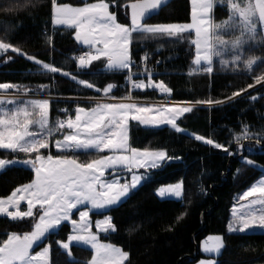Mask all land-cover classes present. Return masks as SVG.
Listing matches in <instances>:
<instances>
[{
	"label": "trees",
	"instance_id": "obj_1",
	"mask_svg": "<svg viewBox=\"0 0 264 264\" xmlns=\"http://www.w3.org/2000/svg\"><path fill=\"white\" fill-rule=\"evenodd\" d=\"M75 7L96 0H57ZM110 10L120 23L130 24V4L136 0H109ZM14 0H0V40L21 49L25 55L8 51L0 56V83L20 85L21 90L34 96L55 98H109L130 94L133 99L160 100L154 89H134L129 92L122 85L125 72L105 70L106 64L94 61L87 69H81L76 56L86 48L74 38V32L52 25V0H33L27 10L6 12ZM227 5H215L214 20H227ZM148 25L190 23V0H167L143 21ZM260 33V31H257ZM193 33L177 36L152 33H133L132 53L135 64L145 56L160 58L161 75L155 81H163L172 91V100L188 102L193 111L177 120V124L189 134L178 133L170 127L145 128L136 122L129 125V143L144 150H163L170 157L159 168L149 172L148 179L125 202L111 209L115 231L104 240L121 247L128 253L125 264H196L208 257L199 252L200 243L211 235L222 236L224 248L216 258L217 264H264V234L228 232L232 209L241 202V194L264 176V84H255L254 77L264 73L261 60L249 70L243 63L227 66L214 61L212 73L195 74V45ZM244 56L264 59V40L260 36L248 42ZM41 61L28 60L27 56ZM11 57V59H9ZM43 63L60 68L62 74L42 69ZM68 72L69 75H63ZM75 76L76 80L72 77ZM85 80L94 84L89 89L78 83ZM108 83L116 85L105 96L103 88ZM254 85L249 88L248 85ZM42 85L47 87L42 88ZM101 88L97 93L95 88ZM240 92L239 96L233 93ZM257 99L252 100L251 97ZM232 97V99H229ZM212 100L211 105L196 103ZM221 101V103H215ZM52 117L62 106H94L85 102L54 101ZM248 129V139L236 143L235 137ZM196 135L223 145L216 148L195 139ZM242 145V146H241ZM224 148L228 151L225 152ZM48 150H42L47 152ZM53 154L57 152L51 148ZM231 153V154H230ZM72 155V153H68ZM87 160L95 152L75 153ZM24 153L0 150V159H25ZM251 159L254 163H246ZM34 179L31 169L10 167L0 173V198H7L17 187ZM182 182L183 199H160L156 189L163 185ZM199 186L200 191H197ZM203 186L204 191H201ZM178 219V217H181ZM35 215L21 220L0 217V243L10 234L23 235L33 230ZM70 234L67 224L51 234L42 246L51 247V264H89L92 252L73 246L71 256L58 247ZM198 250V253H197ZM197 253V260L190 258ZM211 258V257H210Z\"/></svg>",
	"mask_w": 264,
	"mask_h": 264
},
{
	"label": "snow or ice",
	"instance_id": "obj_2",
	"mask_svg": "<svg viewBox=\"0 0 264 264\" xmlns=\"http://www.w3.org/2000/svg\"><path fill=\"white\" fill-rule=\"evenodd\" d=\"M165 2L166 0H136L130 4V24H125L118 22L115 12L110 11L109 0H96L79 7L52 0L54 24L75 28V40L89 49L77 58L81 69H87L94 61L103 60L107 69L125 72L126 80L134 89L153 88L162 94L171 93V89L163 81L152 79L150 71L147 72V83L144 79H133V33L177 36L194 30L195 39L191 41L195 45L193 63L199 66L203 62L206 65L203 70L209 74L213 72V56H221L226 50L230 51L231 60L222 59L221 64L224 66H239L243 63L245 68L251 70L257 60L264 64V59L256 56L245 57L243 52L244 45L250 40H256L258 35L264 40V30L257 32L258 25H264V0H255L254 3L253 0H248L244 6L235 0H227L233 19L222 24H214L210 19L217 0H192V4L197 6L192 11V23L148 25L143 22L146 13L159 9ZM219 2L223 5L225 0ZM32 4L33 0H14L13 5L5 11L18 13L27 10ZM234 17H239V21ZM225 27L239 29L240 35L229 41L215 34L217 29ZM9 49L25 55L21 49L0 40V54L7 53ZM27 59L35 60V57L28 55ZM35 62L41 64L39 60ZM42 68L49 73L61 71L50 63H43ZM63 75L68 76L69 73L64 72ZM72 79L76 80V77L73 76ZM254 79L255 84H264V73L256 75ZM78 83L89 89L94 88L93 83L85 80H79ZM253 86L248 85L249 88ZM19 87L17 84L0 83V90L5 92ZM114 87L116 85L108 83L103 88L105 96ZM95 91L99 93L101 88L96 87ZM239 95L240 92L233 93V96ZM109 98L118 102H97L91 108L77 107L74 118L69 116L67 119H57L53 127L49 126V99H32L18 104L16 98H0V105H16L11 110L0 109V149L24 153L26 158L20 163L34 173V179L30 183L17 187L6 199H0V214L13 220L31 218L34 215L36 217L33 230L23 235L13 233L0 243V264H48L50 246L36 254L32 253L33 246L64 222L70 224L72 234L68 236V242H59V246L69 256L70 244L75 241L94 250L91 264H123L128 259L127 252L100 242L98 234L92 231L90 213H107L111 206L120 204L121 198L126 197L130 189L141 183L142 177L136 170L159 168L162 161L178 159L168 156L163 150L149 151L131 146L128 135L129 120L153 126L166 124L176 132H182L177 120L184 114L191 113L194 105L185 102L174 106H142L131 102L133 97L130 94L123 97L113 95ZM251 99L255 100L257 97L252 96ZM196 103L211 105L213 101ZM33 125L38 126L39 130H31ZM64 129L69 131L63 132ZM56 132H61L62 138L50 140ZM248 138V129L245 127L243 135H237L235 140L239 144L241 140ZM195 139L216 148L223 147L200 135H196ZM53 146L57 154L52 153ZM81 150L108 154H90L87 160L82 161L75 154ZM224 151L227 152L228 149L224 148ZM14 163L0 159V169ZM246 163L251 165L254 162L248 159ZM106 173L112 178H106ZM124 173H131L130 180L123 176ZM122 178L125 179L124 183H121ZM182 191V182H178L160 187L158 195L179 198ZM201 191H204L203 186ZM253 196L257 198L242 205L246 211L233 208L232 219L228 225L229 232L243 233L254 226L264 229V179L250 186L242 199L248 200ZM21 201H26V211L19 210ZM10 208L16 211H9ZM34 209H37L35 213ZM74 213L78 219L74 218ZM180 218L182 216L178 217ZM94 226L101 233L115 231L112 217L107 214L97 219ZM222 247V238L219 236L209 237L203 242V251L206 253H219ZM199 264H214V261L201 260Z\"/></svg>",
	"mask_w": 264,
	"mask_h": 264
},
{
	"label": "rangeland",
	"instance_id": "obj_3",
	"mask_svg": "<svg viewBox=\"0 0 264 264\" xmlns=\"http://www.w3.org/2000/svg\"><path fill=\"white\" fill-rule=\"evenodd\" d=\"M235 2L236 3H239L238 2V0H235ZM241 4V3H240ZM219 5H221L220 3H219ZM241 6H243L242 4H241ZM75 7V6H74ZM195 7H197L196 5H193L192 4V11H193V8H195ZM111 11V10H110ZM153 11L152 10H150L149 11V13H146V16L148 15V14H151ZM131 14V13H130ZM145 16V17H146ZM210 19H211V21L214 23V24H222L224 21H226V20H223V21H221L220 22V20H214V10L212 11V13H211V17H210ZM230 19H233V17H232V12H231V10H230V8H229V18L227 19V20H230ZM234 19H236L237 21H239V17H234ZM193 22V20L191 19V22L190 23H192ZM52 24H53V26H55L54 28H66V29H69V30H72L73 32H74V38H75V32H76V29L75 28H71V27H68L67 25H56V24H54V16H53V10H52ZM193 33H194V39H195V32H194V30L192 31ZM215 34L216 35H221V36H223V38L224 39H226V40H229V41H231L232 39H235L237 36H239L240 35V31H239V29H236V28H231V27H225V28H221V29H217L216 30V32H215ZM251 41V40H250ZM250 41H248V42H250ZM78 42V41H77ZM79 43V42H78ZM80 44V43H79ZM248 44V43H247ZM247 44H245L244 45V48L247 46ZM82 47H84V48H87L86 46H84V45H82V44H80ZM244 48H243V50H244ZM229 49H230V45H229ZM8 51H11V49H9ZM5 53H3V54H0V56H3ZM213 63H214V61L216 62V61H218V63H221V60L222 59H226V60H231V54H230V51H228V50H226L221 56H213ZM201 65H205L203 62H202V64ZM201 65H199V66H201ZM197 66V65H196ZM43 69V68H42ZM44 70V69H43ZM105 70H106V72L107 71H112V70H109V69H107V66L105 67ZM82 85V84H81ZM82 86H84V85H82ZM147 89H153V88H147ZM145 90V89H144ZM24 94H29V92H27V91H22ZM16 93H20V92H16ZM9 94H14L15 95V90L14 89H10V90H7V92H5V90H0V98H5L6 96H7V98H10V97H8V95ZM22 94V93H21ZM67 99H71V98H67ZM84 99H86V100H84ZM84 99H82L81 101H79L78 99H77V101H79V102H85V103H87V102H89L90 104H93L94 106H95V104L97 103V102H93L92 100H89V99H97V98H84ZM136 100V102H138L140 99H135ZM135 100H133V101H135ZM53 101V100H52ZM155 101H157V100H155ZM92 102V103H91ZM51 103H53V102H51ZM138 105H142V106H147V105H156V106H160V104H139V103H137ZM52 105V104H51ZM13 106L14 105H0V109H2V108H7V109H9V110H11L12 108H13ZM94 106H91V107H94ZM166 106H172V105H166ZM81 107V106H80ZM55 117H53V122H52V127L53 126H55V119H54ZM136 122V123H139L138 121H134V120H129V123L130 122ZM140 124V123H139ZM144 124H142L141 126H143ZM129 126V125H128ZM35 127H37V126H35ZM144 127V126H143ZM155 128H161V127H170V128H172L170 125H166V124H162V125H159V126H154ZM173 129V128H172ZM173 130H175V129H173ZM178 133H182V134H189V132L188 131H186V130H183L182 132H178ZM128 135H129V131H128ZM60 138H62V136H60L59 135V132H56L51 138H50V140H52V141H54L55 139H60ZM203 142V141H202ZM209 145V144H208ZM55 151H56V149H55V147L53 146L52 147ZM0 150H4V149H0ZM5 151H11V150H5ZM149 151H154V150H149ZM156 151H161V150H156ZM89 152H94L93 150H88V151H77L76 153H89ZM69 153H71V152H69ZM100 154V153H99ZM108 153L106 152V153H104V155H107ZM12 161H14L15 163L14 164H9V165H5V167L3 168V169H0V173L1 172H3L4 170H6L7 168H10V167H24V168H28V169H30L29 167H27V166H24V165H22L21 163H20V161H22V160H20V159H15V160H12ZM166 161V160H165ZM165 161H162L161 162V165L165 162ZM160 165V166H161ZM151 170H153V169H148L147 171L145 170V169H139V170H136V172H137V174L138 175H141V177H142V179H141V183L139 184V185H137V187L136 188H133V189H130L129 190V193H128V195L126 196V197H122L121 198V203L120 204H118V205H116V206H111V208L107 211V213L111 210V209H113V208H116V207H118L119 205H121L123 202H125L140 186H142L148 179H150V174H149V172L151 171ZM123 176L124 177H126L127 179H129L130 180V177H131V173H124L123 174ZM106 178H108V179H111L112 177H110V176H108V174L106 173ZM125 182V179L124 178H122L121 179V183H124ZM163 186H167V185H163ZM163 186H160V187H163ZM183 186V185H182ZM160 187H158L157 189H156V194H157V196L160 198V199H167V200H176V201H180V200H182L183 199V195H184V188H183V191H182V195H181V197H179V198H173V197H170V196H164V197H160L159 195H158V192H159V189H160ZM1 199V198H0ZM6 199V198H5ZM240 204V203H239ZM19 210L21 211V212H23V211H26L27 210V203H26V201H21L20 202V205H19ZM244 211L246 210V209H243ZM9 211H16V209H13V208H10L9 209ZM37 211V209H34V213ZM107 213H96V212H91L90 213V220L92 221V223H93V227H92V231H93V233H97L98 234V236H99V240H100V242L101 243H105V244H111V245H113V246H115V247H118V248H120L122 251H124L121 247H119V246H117V245H115V244H113V243H111V242H108V241H106V240H104L103 239V237H106V236H108L109 234H112L114 231H111V230H109V232H107V233H101V232H98V230L95 228V221L97 220V219H101V218H103V215L104 214H107ZM0 217H6V218H9L10 220H13V219H11L10 217H7V216H5V215H3V214H0ZM24 218H28V217H24ZM74 218H76V219H78V216H76L75 215V213H74ZM23 219V218H22ZM16 220H21L20 218H18V219H16ZM64 224H67L68 226H69V228H70V234L69 235H71L72 234V232H71V226H70V224H68L67 222H64V223H62L61 224V226L57 229V230H54V231H52V232H50V233H48V234H46V236L44 237V238H42V241H40V242H38V244H36V245H34L33 246V249H32V253L33 254H36L37 252H39V251H42L45 247H49L50 245L49 244H46V245H44V246H42V244L46 241V239L51 235V234H54V233H57L58 231H59V229L62 227V225H64ZM260 230L261 231H264V229H261L260 228ZM229 232V231H228ZM254 232H257V231H250V232H245L246 234H250V233H254ZM229 233H231V232H229ZM236 233H241V232H239V231H237V232H233V233H231V234H236ZM259 233H263L264 234V232H259ZM11 235V234H10ZM216 236H219V235H211V236H209V237H216ZM208 237V238H209ZM219 237H221L222 238V236H219ZM207 239H205V240H203V242L204 241H206ZM62 242H68V239L66 240V241H62ZM222 243H223V247L220 249V251H219V253H206V252H204L203 251V243H202V251H203V253H205V254H209V256H211V257H214V258H208V259H202V260H212V261H214V264H217V260H216V258L221 254V252H222V250H223V248H224V242H223V238H222ZM73 246H77V247H82V248H85V249H88V250H90L91 252H92V258H91V260L93 259V257H94V250H92L91 248H90V246H87V245H83V244H78L77 242H75V241H73V242H71V244H70V250H71V248L73 247ZM58 247L63 251V252H65V253H67V251L66 250H64V249H62L60 246H59V242H58ZM125 252V251H124ZM69 258L71 259V260H73V257L72 256H69ZM91 260H90V262H89V264H91ZM127 261V260H126ZM126 261H124L123 262V264H125V262ZM201 261V260H200ZM199 261V262H200ZM199 262H197L196 264H199ZM48 264H51V247L49 248V257H48Z\"/></svg>",
	"mask_w": 264,
	"mask_h": 264
},
{
	"label": "built area",
	"instance_id": "obj_4",
	"mask_svg": "<svg viewBox=\"0 0 264 264\" xmlns=\"http://www.w3.org/2000/svg\"><path fill=\"white\" fill-rule=\"evenodd\" d=\"M84 52H86V51H82L80 53V55L84 54ZM80 55L76 56V58H75L76 61H78L77 58ZM162 65H163V61L160 58H154L152 56H147L146 60L144 58H142L135 64V66H134V68L132 70V72L135 73V75L133 76V79L134 80H136V79H144L145 81H147V72L150 71L152 73V79L155 81V78L162 74V72L160 70ZM203 69H204L203 67L195 69L193 71V73H195V74H205V73H207ZM123 87L128 88L129 91L134 90V88H131V84L127 80L122 85V88ZM156 90L159 92L158 89H156ZM160 95L162 97H166V98L170 99V97L172 96V91H171L170 94H162V93H160ZM66 100H68V101H76V100H73V99H66ZM92 101L93 102H101V103L118 102V101H113L111 99H97V100H92ZM125 102H128V101H125ZM131 102H135V101H131ZM135 103H139V104H141V103H143V104H160V105H172V106L182 104V103H176V102L169 101V100H163L161 102H140L139 101V102H135ZM76 108L77 107H75V106L74 107H69V106L60 107L58 109V111H57V113L59 115V119H67L69 116L74 118ZM64 109H66L67 111H62ZM197 191H200L199 186H197Z\"/></svg>",
	"mask_w": 264,
	"mask_h": 264
},
{
	"label": "crops",
	"instance_id": "obj_5",
	"mask_svg": "<svg viewBox=\"0 0 264 264\" xmlns=\"http://www.w3.org/2000/svg\"><path fill=\"white\" fill-rule=\"evenodd\" d=\"M167 1V0H166ZM190 2H191V19H192V0H190ZM238 2L239 3H241L243 6L248 2V0H238ZM255 2V0H253V3ZM220 2H219V0H217V2L215 3V5H217V4H219ZM163 4V3H162ZM215 5H214V7H215ZM223 5H227V0H225V3L223 4ZM158 9H154V10H152L153 12L151 13V14H153V13H155L156 11H157ZM213 10H214V8H213ZM151 14H148L146 17H148L149 15H151ZM145 17V18H146ZM53 25V24H52ZM53 27H55V26H53ZM262 30H264V25H258V27H257V31H262ZM184 33H193V32H184ZM181 34H183V33H181ZM181 34H179V35H181ZM193 35H194V33H193ZM86 49H88V48H86ZM42 66V65H41ZM196 66V65H195ZM202 66H204V67H206V65H201V66H196V68H199V67H202ZM46 72H47V70H45ZM23 90H21V92L20 93H16L15 92V98L17 99V102H18V104H22L23 102H26V101H28V100H32V99H49V97H40V96H32V95H30V94H24L23 92H22ZM22 93V94H21ZM14 95V94H13ZM50 100V99H49ZM51 100H50V105H51ZM16 105H14L13 107H15ZM187 114V113H186ZM56 115V114H55ZM55 115H54V117H55ZM185 115V114H184ZM55 119V118H54ZM52 122H53V117H52V112H51V106H50V114H49V126L50 127H52ZM133 122V121H132ZM56 123V122H55ZM131 123V122H130ZM130 123H128V125H130ZM140 125H142L141 123H140ZM36 125H33L32 126V129L31 130H36V131H38L39 129H38V126L37 127H35ZM145 128H155L153 125H143ZM128 130H129V126H128ZM204 143V142H203ZM206 144V143H205ZM166 162V161H165ZM164 162V163H165ZM163 163V164H164ZM162 164V165H163ZM261 179H264V176L261 178ZM259 182V180L256 182V183H258ZM246 192V191H245ZM244 192V193H245ZM244 193H242L241 194V196H240V198H241V202L242 203H240L239 205H237V206H235L234 208H237V209H240V210H242V211H244L243 210V208H242V205H245V204H248V202L250 201V200H254V199H256L257 197L256 196H253V197H249L248 198V200H244V199H242V195L244 194ZM255 207H257V208H259V205H256ZM232 211H233V209H232ZM246 211V210H245ZM231 219H232V214H231ZM231 219H230V221H231ZM230 221H229V223H230ZM229 225V224H228ZM250 231H257V232H254V233H258V234H263V233H259V232H264V231H261L260 230V228L258 227V226H254L253 228H250V229H247L245 232H250ZM245 232H243L244 234H246ZM231 233H233V232H231ZM208 238V237H207ZM206 238V239H207ZM205 240V239H204ZM202 243H203V241L200 243V245H199V252L201 253V255H203V256H206V257H208V258H210L211 256H209V254H205V253H203V251H202ZM211 258H214V257H211Z\"/></svg>",
	"mask_w": 264,
	"mask_h": 264
},
{
	"label": "water",
	"instance_id": "obj_6",
	"mask_svg": "<svg viewBox=\"0 0 264 264\" xmlns=\"http://www.w3.org/2000/svg\"><path fill=\"white\" fill-rule=\"evenodd\" d=\"M259 146H260L262 149H264V143H259ZM197 253H198V250H197ZM197 253H196L193 257L190 258V261H191V262H195V261L197 260Z\"/></svg>",
	"mask_w": 264,
	"mask_h": 264
}]
</instances>
